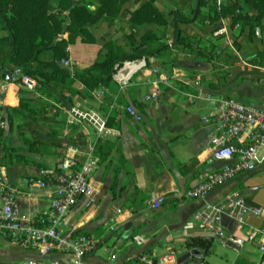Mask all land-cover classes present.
Returning a JSON list of instances; mask_svg holds the SVG:
<instances>
[{"label": "crops", "instance_id": "1", "mask_svg": "<svg viewBox=\"0 0 264 264\" xmlns=\"http://www.w3.org/2000/svg\"><path fill=\"white\" fill-rule=\"evenodd\" d=\"M59 2L49 1L53 12ZM72 2L101 14L85 24L92 41H83L78 34L68 44L67 57L58 62L68 71L88 67L108 45L126 54L139 46L164 43L165 47L144 58L145 66L122 88L111 79L107 86L89 90L79 81L68 83L69 75L65 74L28 91L12 79L14 66L8 65V76H2L4 70L0 74V84H5L0 92V172L21 186L26 177L54 164L65 153L82 162L94 152L99 138L117 141L124 162L115 151L100 161L91 174L88 194L61 225L64 231L91 232L100 239L98 249L82 257L84 264H153L167 245L173 247L179 264H255L260 256L258 244L264 240V162L202 197L188 198L185 193L205 172L222 165L211 158L218 122L204 121L217 111L219 101L234 98L264 110V26L256 29L254 36L241 34L237 9L232 6L214 26L207 16L209 7L219 8L225 0H206L201 5L198 0ZM239 3L249 14L256 12L251 3ZM69 9L64 8L60 16L66 21ZM5 34L0 28V36ZM57 37L68 38V32ZM54 57L52 49H44L38 61ZM65 59L69 65L63 64ZM100 89L104 93L97 98L94 93ZM152 91L157 95L144 100ZM19 97L27 98L34 110L22 106ZM128 105L140 112L139 120L126 111ZM88 111L109 121L104 136L78 116ZM14 153H23L32 162L19 161ZM117 167L113 197L109 186ZM232 191L239 192L248 205L261 209L260 214L247 215L241 224L223 215L226 235L244 239L238 250L209 236L198 224L184 227L193 213L224 202ZM153 193L164 196L159 206L150 203ZM89 199L91 204L85 206ZM16 201L22 213L34 204L23 196ZM139 235L144 241L136 244L134 237ZM198 239L209 244L199 246ZM52 256L65 259L56 253L43 258ZM39 257L36 251L0 237L4 264Z\"/></svg>", "mask_w": 264, "mask_h": 264}, {"label": "built area", "instance_id": "2", "mask_svg": "<svg viewBox=\"0 0 264 264\" xmlns=\"http://www.w3.org/2000/svg\"><path fill=\"white\" fill-rule=\"evenodd\" d=\"M63 64L69 65L70 61L65 59ZM144 66V57L126 59L116 66L112 79L119 87H125ZM11 77L28 91H35L40 86L38 79L23 72L20 66L12 68ZM4 87L5 84L1 83L0 92ZM103 93L104 90L100 89L94 96L100 98ZM156 95L152 91L144 96V100ZM125 109L136 120L141 118L140 112L133 106L128 105ZM78 116L93 125L100 136H104L107 118L92 111L81 112ZM212 120L218 124L217 135L212 141L211 158L222 162V165L205 172L202 180L186 191L188 198L202 197L237 174L252 171L264 162V110L234 98H226L219 101L215 113L204 117L205 122ZM98 163L99 158L94 152L88 153L82 162L74 154L65 153L54 164L40 167L37 174L26 177L21 186L12 184L0 172V237L42 256L23 259L20 264H84L82 257L98 249L101 241L95 234L64 231L61 228L65 216L88 194L90 177ZM18 196L33 201L27 213L20 211L16 201ZM163 200L162 194H151L150 203L153 206H159ZM40 201L43 203L38 206ZM91 202V199L87 200L85 206ZM260 213L259 207L248 205L239 192L232 191L224 202L206 205L193 213L184 227L191 228L198 224L209 232V236L223 239L224 245L238 250L244 239L238 235H226L223 215L241 224L247 215ZM134 241L141 244L144 238L135 236ZM258 250L260 256L255 264H264V240L259 242ZM55 253L64 255L65 259L53 256L43 258ZM153 264H179L173 247L167 245ZM195 264L208 263L199 261Z\"/></svg>", "mask_w": 264, "mask_h": 264}, {"label": "trees", "instance_id": "3", "mask_svg": "<svg viewBox=\"0 0 264 264\" xmlns=\"http://www.w3.org/2000/svg\"><path fill=\"white\" fill-rule=\"evenodd\" d=\"M50 0H0V28L6 34L0 36V74L8 65L20 66L23 72L37 78L40 86L54 80L61 75H69L68 83L81 82L87 89L93 90L99 86H107L112 79L116 66L126 59L144 57L148 59L155 52L165 47L164 43L155 46L136 47L134 52L126 54L122 49L114 46H105V51L88 67L68 71L58 63L60 59L67 57V46L76 35H81L83 41H92L87 35L86 23L97 18V13H92L80 4H72V0H60L56 12H53ZM206 0H198L199 5ZM251 3L256 10L254 14L244 11L239 0H225L221 7L211 5L208 11V18L215 26L216 22L223 16L227 8L232 6L237 9L236 23L240 24V33L254 36L256 29L264 26V0H245ZM69 9V18L66 21L62 16L64 8ZM101 12L99 11L98 15ZM68 32V38H59V34ZM44 49H52L55 57L50 61H38V54ZM36 63V64H35ZM19 103L30 111L29 100L19 97ZM141 109V105H138ZM111 120V119H110ZM109 121H106V125ZM57 147L58 144H52ZM115 151L124 162L120 143L108 139L99 138L96 142L94 154L99 162L108 158L111 152ZM19 161L30 162L25 154L14 153ZM32 162V161H31ZM119 167L114 169V175L110 183V190L113 197L116 195V177ZM199 246H206L209 241L198 239Z\"/></svg>", "mask_w": 264, "mask_h": 264}, {"label": "water", "instance_id": "4", "mask_svg": "<svg viewBox=\"0 0 264 264\" xmlns=\"http://www.w3.org/2000/svg\"><path fill=\"white\" fill-rule=\"evenodd\" d=\"M8 74H9V73H8V71H6V70H4V71L2 72V76H3V77L8 76Z\"/></svg>", "mask_w": 264, "mask_h": 264}, {"label": "rangeland", "instance_id": "5", "mask_svg": "<svg viewBox=\"0 0 264 264\" xmlns=\"http://www.w3.org/2000/svg\"><path fill=\"white\" fill-rule=\"evenodd\" d=\"M64 155V154H63ZM0 264H4L3 262H2V259L0 258Z\"/></svg>", "mask_w": 264, "mask_h": 264}]
</instances>
